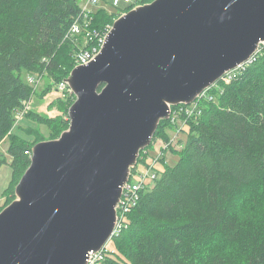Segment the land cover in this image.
<instances>
[{"label": "water", "instance_id": "95a60500", "mask_svg": "<svg viewBox=\"0 0 264 264\" xmlns=\"http://www.w3.org/2000/svg\"><path fill=\"white\" fill-rule=\"evenodd\" d=\"M264 44V0H152L122 12L100 51L63 78L69 126L32 146L0 210V264H88L110 240L140 152Z\"/></svg>", "mask_w": 264, "mask_h": 264}, {"label": "trees", "instance_id": "16d2710c", "mask_svg": "<svg viewBox=\"0 0 264 264\" xmlns=\"http://www.w3.org/2000/svg\"><path fill=\"white\" fill-rule=\"evenodd\" d=\"M149 1L113 12L99 8L91 29L104 31L122 12ZM80 11L79 0H0V142L32 94L23 71L54 73L68 65L62 80L75 66L77 44L64 37ZM209 92L215 98L188 121L178 162L142 191L128 227L112 240L115 256L103 264H264V44L237 77ZM62 124L66 129L69 117ZM170 125L162 120L153 140L162 131L167 139ZM9 136L12 187L30 165L25 150L39 140Z\"/></svg>", "mask_w": 264, "mask_h": 264}, {"label": "rangeland", "instance_id": "374dc122", "mask_svg": "<svg viewBox=\"0 0 264 264\" xmlns=\"http://www.w3.org/2000/svg\"><path fill=\"white\" fill-rule=\"evenodd\" d=\"M84 1L85 0H79V3H83ZM138 1L141 0H133L131 3L121 2L118 7L112 5V0H101L99 4L102 5L108 12H113L118 9H124L132 3H138ZM94 13L95 12H93V16ZM115 16L117 17V15H114L113 17ZM78 38L80 39L78 42L79 45L84 46L85 39L80 37ZM71 41L74 42V40ZM76 50L77 46L72 51L73 58ZM63 67V69L55 71L54 73L46 68L38 72L36 71L35 73L23 71V80L30 83L29 77L32 75L34 78L41 77V82L38 83L37 86H32L31 104L28 112H24V116L20 119H17L16 121L14 120V127H12L9 131L7 137L0 142V208L15 197L14 184L11 187V184L13 183V172L10 164L12 157L9 152L11 144V136L9 135L13 136L14 134L30 143H33L35 140L40 141L54 136L58 137L61 134V130L65 128L62 121L64 118L68 119L67 105L70 101L72 102L71 98L74 97V95L71 93L67 97H63L61 93H58L57 91V84L59 80L67 74L69 69L68 65H63ZM21 108H18V110ZM166 129L168 138L166 139L162 137L164 136L162 135L163 131L158 133L161 134V136L155 138L150 147H148L147 151L144 153L145 156H148L147 160L144 161V159H142V161H139L138 163L140 170L145 171L148 168L147 164H155L153 170L157 171L160 176L166 165L174 166L178 162V150L182 149L183 144H185L188 134V125H186L184 131L181 132H178L177 128L172 124L170 127L167 126ZM170 142L172 144H170ZM166 144L170 145L166 146ZM155 160L157 161L154 162ZM9 186L10 189H8ZM245 201L246 195L239 199L237 207L240 208L243 206ZM107 244L109 248L115 249L114 242L112 240H109ZM115 253L113 256H115Z\"/></svg>", "mask_w": 264, "mask_h": 264}, {"label": "built area", "instance_id": "2783aa9c", "mask_svg": "<svg viewBox=\"0 0 264 264\" xmlns=\"http://www.w3.org/2000/svg\"><path fill=\"white\" fill-rule=\"evenodd\" d=\"M101 0H86V4L81 6V11L79 15L74 19L72 25L67 30V33L64 39H72L77 44V50L75 52V65L84 64L89 62L101 49L106 34L108 33L111 25L107 26V29L104 31H97L91 29L93 11L89 8L93 5H98ZM133 0H112V5L118 7L121 2L131 3ZM85 39L84 46L79 45V38ZM260 48L257 50V52ZM256 52V53H257ZM255 53V54H256ZM254 54V55H255ZM254 55L245 63L238 66L237 68L228 70L215 84L211 87L220 88L221 84L229 83L232 81L239 73H241L249 64ZM29 81L31 86H37L38 83L41 82V77L34 78V76L29 77ZM58 93H61L63 97H67L69 94L73 93L69 84L64 80H60L58 82ZM207 88L203 91V93L199 94V96L190 104H179L171 107V114L169 117L170 123L174 125L178 132L184 131L186 125H188V121L190 119H197L202 113V103L207 100H214L215 96L209 92ZM74 94V93H73ZM31 104V96L28 100L23 102V107L20 110H16L14 114V120L20 119L24 116V112H28ZM24 108V109H23ZM170 144H172L170 142ZM166 144V146L170 145ZM148 147L142 150L141 158L144 161L147 160L148 156L144 155L147 151ZM25 153L32 156V149L28 148L25 150ZM155 160L154 162H156ZM137 164L132 168V172L129 178L128 183L124 186V190L122 196L120 198L118 207H117V222L114 228L113 234L110 240H113L115 236L119 235L120 232L124 228L128 227V214L132 210L134 206L137 205L138 201H140V197L142 191L145 189L153 187V184L159 177L158 172L154 171L155 164H147L148 168L145 171L139 169ZM109 242V241H108ZM107 242V243H108ZM115 253L114 248H109L108 244H106L103 248H101L97 252H91L90 257L88 259V264H103L108 256H113Z\"/></svg>", "mask_w": 264, "mask_h": 264}, {"label": "crops", "instance_id": "0c3cea01", "mask_svg": "<svg viewBox=\"0 0 264 264\" xmlns=\"http://www.w3.org/2000/svg\"><path fill=\"white\" fill-rule=\"evenodd\" d=\"M81 5L80 6H83L86 4V0L83 2V3H80ZM99 8H104L102 5L98 4V5H95V6H91L89 9L92 10L93 12H95L97 9Z\"/></svg>", "mask_w": 264, "mask_h": 264}]
</instances>
